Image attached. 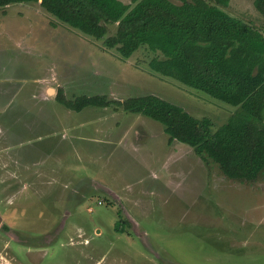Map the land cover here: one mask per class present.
Returning a JSON list of instances; mask_svg holds the SVG:
<instances>
[{
    "label": "rangeland",
    "instance_id": "1",
    "mask_svg": "<svg viewBox=\"0 0 264 264\" xmlns=\"http://www.w3.org/2000/svg\"><path fill=\"white\" fill-rule=\"evenodd\" d=\"M253 5L225 11L262 30ZM0 15V264H264V173L233 181L158 122L115 106L75 113L57 95L153 94L215 129L237 108L154 74L147 49L122 59L40 3Z\"/></svg>",
    "mask_w": 264,
    "mask_h": 264
},
{
    "label": "trees",
    "instance_id": "2",
    "mask_svg": "<svg viewBox=\"0 0 264 264\" xmlns=\"http://www.w3.org/2000/svg\"><path fill=\"white\" fill-rule=\"evenodd\" d=\"M0 0V9L40 3L58 21L102 41L124 60L139 50L155 56L150 70L237 108L215 129L156 95L109 100L105 95L75 99L57 95L66 109L115 106L122 112L160 123L168 143L190 146L201 158L217 164L233 181L255 182L264 173V27L231 16V0ZM253 7L264 17V0ZM117 26L108 36V27ZM119 229V224L117 225Z\"/></svg>",
    "mask_w": 264,
    "mask_h": 264
},
{
    "label": "crops",
    "instance_id": "3",
    "mask_svg": "<svg viewBox=\"0 0 264 264\" xmlns=\"http://www.w3.org/2000/svg\"><path fill=\"white\" fill-rule=\"evenodd\" d=\"M8 7H10V6H8ZM8 7H7V9H8ZM1 17H0V21H4V20H7L8 18H7V16H4V15H0ZM99 109V108H98ZM104 109H106V108H104ZM71 111V110H70ZM84 111V110H83ZM88 111V109L86 108L85 109V112H87ZM72 112H75V111H72ZM82 112V111H81ZM81 112H75V113H81ZM84 112V113H85ZM123 113H125V112H123ZM127 114V113H126ZM76 127V126H75ZM78 127V126H77ZM81 132V131H80ZM108 139H109V137H108ZM29 160H28V164H36V162H38L35 158H32V157H30L29 156V158H28ZM35 162V163H33V162Z\"/></svg>",
    "mask_w": 264,
    "mask_h": 264
},
{
    "label": "water",
    "instance_id": "4",
    "mask_svg": "<svg viewBox=\"0 0 264 264\" xmlns=\"http://www.w3.org/2000/svg\"><path fill=\"white\" fill-rule=\"evenodd\" d=\"M1 219H2V218L0 217V221H1ZM0 224H1V222H0Z\"/></svg>",
    "mask_w": 264,
    "mask_h": 264
}]
</instances>
